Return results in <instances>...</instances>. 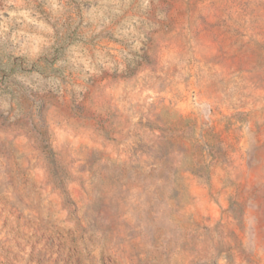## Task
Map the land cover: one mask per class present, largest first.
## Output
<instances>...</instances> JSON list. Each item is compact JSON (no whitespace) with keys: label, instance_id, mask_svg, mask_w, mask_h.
<instances>
[{"label":"rangeland","instance_id":"374dc122","mask_svg":"<svg viewBox=\"0 0 264 264\" xmlns=\"http://www.w3.org/2000/svg\"><path fill=\"white\" fill-rule=\"evenodd\" d=\"M0 264H264V0H0Z\"/></svg>","mask_w":264,"mask_h":264}]
</instances>
